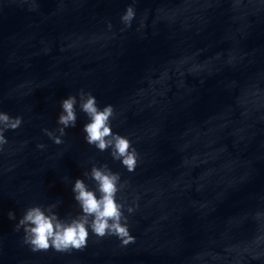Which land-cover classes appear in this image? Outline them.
Returning a JSON list of instances; mask_svg holds the SVG:
<instances>
[{
  "label": "water",
  "instance_id": "1",
  "mask_svg": "<svg viewBox=\"0 0 264 264\" xmlns=\"http://www.w3.org/2000/svg\"><path fill=\"white\" fill-rule=\"evenodd\" d=\"M81 90L113 106L133 172L85 142L79 104L63 143L45 134ZM0 112L22 117L0 148V264H264V0H0ZM105 165L134 242L33 252L25 210L76 217L75 180L95 191Z\"/></svg>",
  "mask_w": 264,
  "mask_h": 264
},
{
  "label": "clouds",
  "instance_id": "2",
  "mask_svg": "<svg viewBox=\"0 0 264 264\" xmlns=\"http://www.w3.org/2000/svg\"><path fill=\"white\" fill-rule=\"evenodd\" d=\"M135 17L133 7H128L121 17L122 23L131 25ZM77 96H68L61 101V112L58 116L59 125L56 132L44 130L45 134L55 144L63 143L60 137L66 135V129L76 126V107L88 118L82 129L85 142L101 152L111 149L113 160L120 161L129 172L137 167L138 153L130 141L114 134L111 129V119L114 117V108L111 105L99 108L96 98L89 92L81 90ZM22 124V117H10L0 112V148L7 144L4 133L17 130ZM43 149V144L37 145ZM94 181L95 191L82 179H76L72 187L73 198L80 207V214L71 219H61L54 211L56 205L47 208L41 206L29 207L16 225V230L23 229V242L33 252L52 249L57 253H70L73 250L82 251L87 246L89 230L98 238L115 236L121 240L123 246L134 242L130 235L127 219L123 214L122 205L116 202V194L123 185H119L120 175L113 173L106 165L93 166L90 172L84 173ZM99 193V196H97ZM132 208L128 209L131 213ZM9 219H15L13 212L8 213Z\"/></svg>",
  "mask_w": 264,
  "mask_h": 264
}]
</instances>
